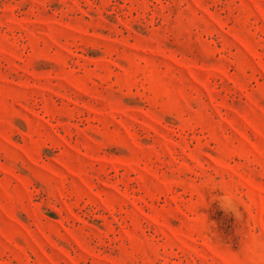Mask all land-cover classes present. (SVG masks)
Here are the masks:
<instances>
[{"label":"rangeland","instance_id":"1","mask_svg":"<svg viewBox=\"0 0 264 264\" xmlns=\"http://www.w3.org/2000/svg\"><path fill=\"white\" fill-rule=\"evenodd\" d=\"M0 264H264V0H0Z\"/></svg>","mask_w":264,"mask_h":264}]
</instances>
